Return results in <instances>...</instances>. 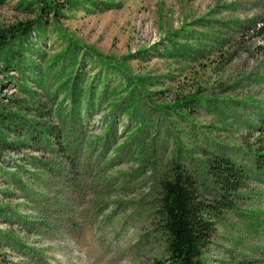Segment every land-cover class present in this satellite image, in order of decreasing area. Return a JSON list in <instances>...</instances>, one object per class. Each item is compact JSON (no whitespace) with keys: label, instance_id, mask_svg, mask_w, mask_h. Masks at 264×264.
Wrapping results in <instances>:
<instances>
[{"label":"rangeland","instance_id":"obj_1","mask_svg":"<svg viewBox=\"0 0 264 264\" xmlns=\"http://www.w3.org/2000/svg\"><path fill=\"white\" fill-rule=\"evenodd\" d=\"M73 1L0 61V264L165 263L159 181L179 167L219 202L214 155L251 171L198 264H264V0ZM32 3L0 0V28L35 20Z\"/></svg>","mask_w":264,"mask_h":264},{"label":"trees","instance_id":"obj_2","mask_svg":"<svg viewBox=\"0 0 264 264\" xmlns=\"http://www.w3.org/2000/svg\"><path fill=\"white\" fill-rule=\"evenodd\" d=\"M32 2V5H35L38 10V15L35 20L25 23L18 22L14 25L0 28V61L4 65L13 62L14 54L8 48L11 42H15L17 39H26L33 29H37V25L43 26L45 19L49 18L51 14L54 16L55 14L61 13L67 5L75 1L32 0ZM145 81L143 78L134 79L133 82L127 79V84H137V88L143 91ZM65 83L69 84L70 82ZM73 86H68L69 95L72 97L74 96V93L71 92ZM93 97L94 95L91 96L90 100L86 101L85 115L82 117L78 113L81 106L80 97L74 101L72 105L74 108L73 112L77 114H75V119H70V122L67 123L71 125L69 127L70 132L74 133L77 130L82 131L84 129L87 117L91 115L88 112L94 105ZM96 99L99 102H102V99L105 102H109V99L102 92L96 95ZM190 99L191 97H186L185 101H189ZM125 101L126 99H122L123 103ZM178 103L179 106H185L186 104L183 101H179ZM125 104L126 109H130L132 106V103L129 101ZM118 109V103L112 106V111L108 116L109 122H107L106 131L103 137H98V140L107 138L110 134H115V120ZM83 133L86 134V132ZM53 139L55 140V137ZM86 140L87 137L85 135L82 143L85 144ZM57 144L59 143L57 142ZM116 144H118L117 141L111 146H115ZM61 151L63 156H67V150L64 147H61ZM258 156L264 158L263 153H259ZM262 162L255 160V167L261 165ZM250 171V168L239 166L224 156L214 155L211 157L207 162L205 175L215 187L214 189L212 186L213 189L222 198L221 201H217L216 203L205 200L200 195V186L196 176L185 170H180L179 167H174L171 176L169 175L166 178L160 179L154 222L156 232L164 242L167 255L165 263L163 264H198L204 249L210 244L215 233L216 219L222 209L230 208L228 207L230 204L227 202L229 201V197L235 195V193L245 187L246 182L249 180L248 173Z\"/></svg>","mask_w":264,"mask_h":264}]
</instances>
